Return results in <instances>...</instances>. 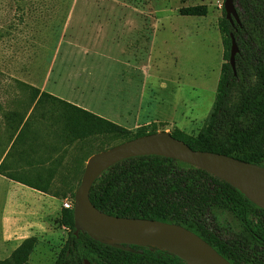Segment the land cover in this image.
<instances>
[{
  "label": "rangeland",
  "instance_id": "rangeland-1",
  "mask_svg": "<svg viewBox=\"0 0 264 264\" xmlns=\"http://www.w3.org/2000/svg\"><path fill=\"white\" fill-rule=\"evenodd\" d=\"M223 2L0 0V134L2 112L18 108L15 102L25 97L18 85L23 83L53 92L132 133L147 128L197 136L212 109L225 62L219 29ZM197 5L206 6L205 17L178 14L182 7ZM234 5L238 12V0ZM154 22L157 33L151 38ZM45 110L35 113L26 145L11 156L16 153L19 160L41 167L24 172L32 179L46 172L73 178L63 194L73 201L89 153L99 141L63 144ZM52 154L56 159L46 165L44 157ZM214 214L220 225L243 232L229 212ZM66 238L65 230L57 248L54 239L37 241L29 261L53 264Z\"/></svg>",
  "mask_w": 264,
  "mask_h": 264
},
{
  "label": "trees",
  "instance_id": "trees-1",
  "mask_svg": "<svg viewBox=\"0 0 264 264\" xmlns=\"http://www.w3.org/2000/svg\"><path fill=\"white\" fill-rule=\"evenodd\" d=\"M238 5L240 26L231 25L224 10L219 22L225 62L207 122L195 137L185 138L178 130L170 134L193 150L264 167V0H238ZM178 14L205 17L207 8L182 7ZM230 34L238 46L235 74L229 63ZM18 85L25 97L15 102L18 108L2 112L0 175L38 191L46 192V188L35 185L29 174L27 179L24 173L9 172L7 160L17 147L26 145L25 133L35 113L45 107L47 121L63 144L91 138L99 141L90 156L156 133L147 128L132 133L38 88ZM88 197L96 209L108 215L178 224L201 237L230 264H264V210L225 181L194 166L154 155L124 159L96 178ZM214 210L229 212L243 232L220 225ZM57 224L67 231V238L53 264H84L85 260L89 264H186L154 247L123 245L134 251L131 253L84 232L75 235L73 209H62ZM36 244V238L25 239L0 264H33L29 257Z\"/></svg>",
  "mask_w": 264,
  "mask_h": 264
},
{
  "label": "water",
  "instance_id": "water-1",
  "mask_svg": "<svg viewBox=\"0 0 264 264\" xmlns=\"http://www.w3.org/2000/svg\"><path fill=\"white\" fill-rule=\"evenodd\" d=\"M223 10L231 25L234 22L239 24L234 0H224ZM230 41L229 63L235 74L238 46L232 34ZM146 155L177 160L201 169L225 181L264 210V167L222 154L196 151L167 132H157L119 143L88 158L74 193L72 209L75 235L84 232L94 240H107L131 253L134 251L123 245L154 247L176 256L186 264H230L201 237L178 224L116 217L92 205L88 193L102 172L124 159ZM84 264L89 263L85 260Z\"/></svg>",
  "mask_w": 264,
  "mask_h": 264
},
{
  "label": "crops",
  "instance_id": "crops-1",
  "mask_svg": "<svg viewBox=\"0 0 264 264\" xmlns=\"http://www.w3.org/2000/svg\"><path fill=\"white\" fill-rule=\"evenodd\" d=\"M139 12L149 13L143 9H139ZM157 27V23L154 22L151 38L156 36ZM39 90L69 102L53 92ZM69 103L83 108L77 104ZM49 133L55 135L56 131L52 130ZM14 157L16 161L13 160ZM14 157L11 156L7 161L9 172L21 174L28 173L30 170H42L41 167L34 166L30 161L22 160L27 161L22 162L16 153ZM44 159H46V165H49L56 159V156L46 155ZM31 181L41 188H46V192L38 191L0 175V255L6 253L0 260L7 258L22 241L28 238H36L38 242L54 239L53 248H57L58 237H62L65 233L64 228L57 224V220L60 217L62 201L66 199L63 194H65L66 188L73 185V178L62 179L55 175L52 177L46 172V175L38 173Z\"/></svg>",
  "mask_w": 264,
  "mask_h": 264
},
{
  "label": "built area",
  "instance_id": "built-area-1",
  "mask_svg": "<svg viewBox=\"0 0 264 264\" xmlns=\"http://www.w3.org/2000/svg\"><path fill=\"white\" fill-rule=\"evenodd\" d=\"M73 207V201L66 198L62 201V208L63 209H72Z\"/></svg>",
  "mask_w": 264,
  "mask_h": 264
},
{
  "label": "flooded vegetation",
  "instance_id": "flooded-vegetation-1",
  "mask_svg": "<svg viewBox=\"0 0 264 264\" xmlns=\"http://www.w3.org/2000/svg\"><path fill=\"white\" fill-rule=\"evenodd\" d=\"M238 6H239V5H238ZM239 11H240V7H239V10H238V12H237V13H239ZM238 17H239V24H238V25L240 26V20H241V16H239V15H238Z\"/></svg>",
  "mask_w": 264,
  "mask_h": 264
}]
</instances>
